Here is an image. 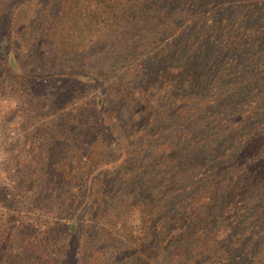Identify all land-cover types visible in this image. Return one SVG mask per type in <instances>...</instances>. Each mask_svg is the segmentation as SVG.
Listing matches in <instances>:
<instances>
[{"label":"trees","instance_id":"1","mask_svg":"<svg viewBox=\"0 0 264 264\" xmlns=\"http://www.w3.org/2000/svg\"><path fill=\"white\" fill-rule=\"evenodd\" d=\"M26 1L0 94L43 112L0 162V264H264V0H78L48 30ZM65 75L92 97L44 110Z\"/></svg>","mask_w":264,"mask_h":264},{"label":"rangeland","instance_id":"2","mask_svg":"<svg viewBox=\"0 0 264 264\" xmlns=\"http://www.w3.org/2000/svg\"><path fill=\"white\" fill-rule=\"evenodd\" d=\"M28 1V0H27ZM25 7H29V3ZM78 0H63L59 5L55 0H35L31 3V6L36 9V17L39 18L40 24L44 27L43 29L48 30L47 24L49 21L52 23L58 22L60 16L69 17L65 19L66 25H72L73 23L70 20V17H74V15H70L74 11L79 10ZM30 2V0L28 1ZM70 3V5H69ZM24 6V4H23ZM61 7L62 12L59 10ZM21 6H19L16 11L13 13L15 24L18 22L17 20H23L24 14L20 10ZM12 16V18H13ZM16 47L18 48V42ZM19 51V49H18ZM22 54H25V50L21 51ZM72 61V60H71ZM93 62H96L93 60ZM97 65V62L94 64ZM81 80V79H80ZM65 83H69L70 86H66ZM61 86H66L64 90H61L62 94H58L57 88ZM92 89L88 88L85 84H82L79 79L77 80L74 76L65 75L62 76V80L59 84L54 87V92L51 96L46 94V98L44 100L41 98L40 105L42 104H52L55 100L56 107L55 112L60 111L59 107L63 103H65L66 99H75L77 102H81L83 100L89 99L92 97ZM24 99V98H23ZM19 97H12L6 94H0V162L3 161V158L7 155H15L14 148L19 147V142L24 141L30 128H27L26 125L29 124L30 121H33V114L38 112H43L40 109H35L34 111H29L23 108L22 100ZM44 110L48 108L42 105ZM43 114V113H41ZM44 119H48V117H44ZM40 123V122H37ZM35 127V124H31V128ZM41 127H44V124L41 123ZM45 128H39V130H44ZM32 130V129H31ZM31 141L30 139L26 138ZM75 244L74 238L68 239V244L66 243L64 246L65 253H68L71 259L73 253H75ZM66 256V254H65Z\"/></svg>","mask_w":264,"mask_h":264}]
</instances>
